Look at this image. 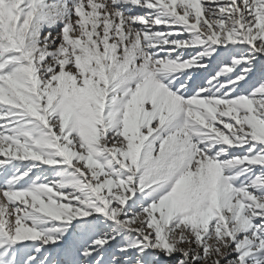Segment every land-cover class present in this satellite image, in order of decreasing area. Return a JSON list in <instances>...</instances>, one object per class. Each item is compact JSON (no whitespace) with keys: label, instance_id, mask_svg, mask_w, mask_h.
Masks as SVG:
<instances>
[{"label":"snow or ice","instance_id":"6c2138e0","mask_svg":"<svg viewBox=\"0 0 264 264\" xmlns=\"http://www.w3.org/2000/svg\"><path fill=\"white\" fill-rule=\"evenodd\" d=\"M0 264H264V0H0Z\"/></svg>","mask_w":264,"mask_h":264},{"label":"rangeland","instance_id":"374dc122","mask_svg":"<svg viewBox=\"0 0 264 264\" xmlns=\"http://www.w3.org/2000/svg\"><path fill=\"white\" fill-rule=\"evenodd\" d=\"M257 79H259V73L257 74L256 77L253 78V82H255Z\"/></svg>","mask_w":264,"mask_h":264}]
</instances>
